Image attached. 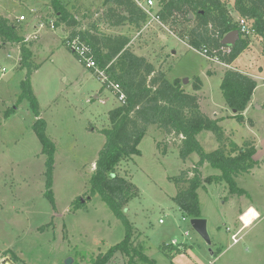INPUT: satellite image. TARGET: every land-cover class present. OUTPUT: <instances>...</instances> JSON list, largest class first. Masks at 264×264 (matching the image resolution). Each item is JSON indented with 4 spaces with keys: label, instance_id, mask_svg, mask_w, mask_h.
Instances as JSON below:
<instances>
[{
    "label": "rangeland",
    "instance_id": "1",
    "mask_svg": "<svg viewBox=\"0 0 264 264\" xmlns=\"http://www.w3.org/2000/svg\"><path fill=\"white\" fill-rule=\"evenodd\" d=\"M24 1L32 4V13L38 14L49 26L50 18L56 16L49 0H46L48 4L43 0H23L22 3ZM12 2L0 0V10H12L15 5ZM62 2L67 7L70 5L87 26L100 23L102 29L105 24L101 22V16L110 4L109 0ZM223 2L232 19L241 16L234 9V0ZM31 6L16 8L28 12ZM178 16H171L165 22L148 19L140 35L127 26L105 28L104 32H124L133 37L131 49L136 54L146 57L157 70L166 72L170 81L180 78L184 89L189 92L195 79L204 77L206 68L213 62L188 44L185 35L194 22L184 21L185 13ZM28 18L22 20L25 21L23 26L31 30L33 25L26 22ZM87 26L83 25L82 28ZM68 28L65 24L60 25L56 28L58 32L51 33L45 29L40 35H43V41L39 37L32 46L36 54L33 60L38 64L32 75V87L42 117L48 122L46 132L57 147L53 185L55 207L45 197L46 156L42 154L41 142L33 130L36 116L27 99L18 100L26 69L18 66L16 52L10 45L5 47L0 39V262L66 264V260L72 258L71 264H90L92 257L107 251L125 236L122 222L98 195L90 198L84 208L76 210L73 206L78 197L90 196L89 180L96 168L94 162L105 143L101 130L110 125L108 109L113 105L118 106L120 102L111 89L102 90L103 79L87 68L69 48ZM249 38L252 44L247 51L262 54L261 37L255 34ZM12 45L18 46L20 51L19 44ZM9 53L12 55L9 56ZM221 62L213 67H221L223 71L234 70ZM261 63L264 65V60ZM185 77L189 79L187 83H183ZM213 78L216 82L213 79L215 87L212 89L220 99L223 97L221 79L219 75ZM104 90L105 95H100ZM213 92L207 90V95L213 96ZM258 92H264V85ZM201 93L203 98L207 97L206 91ZM98 95L111 99H105V103H102L96 97ZM9 110L13 112L7 114ZM252 114L253 120L248 119L249 125L242 126L236 134L238 143L242 144L244 139L257 134L264 136V105L256 107ZM233 123L239 125L240 122L233 120ZM208 139L204 136L202 143L207 151H211L214 147ZM138 149L140 154L125 159L118 171L123 176L131 177L129 180L137 187V193L126 205L125 212L134 222L137 239L142 241L144 252L153 264H198L196 261L200 264H264V144L257 155L262 162L261 167L236 179L239 186L250 194V197L242 195V201L248 198L261 206L263 217L242 233L240 229L237 238L240 233L242 238L233 245L232 231H227L226 227L239 226V223L235 224L236 215L229 206L239 200L234 198L228 204L232 196H236L229 192L228 184L225 181H204L198 189L201 211L208 220L209 238L213 241L208 244L210 240L193 228L191 218L181 212L173 199L178 187L172 177L180 175L183 169L192 170L199 160L198 154L193 153L184 160L178 150L179 140H173L171 135L157 130L154 125L149 126ZM220 172L209 165L203 167L201 173L206 178ZM188 175L192 176L193 173L189 172ZM252 208L241 213V225H246L243 217L251 213ZM248 231L249 234L244 237L243 233ZM173 239L181 245L186 244V251L168 256L161 245H171ZM217 239L222 241L225 253L220 256L219 252L213 257L210 250H217ZM81 254H84V258ZM116 255L109 264H127L126 255L122 252Z\"/></svg>",
    "mask_w": 264,
    "mask_h": 264
},
{
    "label": "trees",
    "instance_id": "2",
    "mask_svg": "<svg viewBox=\"0 0 264 264\" xmlns=\"http://www.w3.org/2000/svg\"><path fill=\"white\" fill-rule=\"evenodd\" d=\"M109 1L110 4L101 16V22L112 27L129 25L138 31L147 22L148 15L136 0ZM49 4L57 16L55 27L65 24L71 30L70 39L78 36L90 47L96 64L107 76V81L102 83V90L109 88L118 98L120 92H116L109 84L113 82L120 85V91L125 95V103H119L109 111L108 128L101 130L105 135V143L99 151L95 161L96 168L89 180L90 196L78 197L73 204L76 210L84 208L90 198L98 195L125 228L124 238L107 251L92 257L90 264H108L117 252H122L128 257L127 264H153L142 245L134 243L135 227L125 212L126 205L137 193V187L129 180L131 177L123 176L118 171V167L125 159L140 154L138 144L149 126L154 125L164 134L171 135L173 140H179V152L184 160L193 153L199 156L192 170H184L180 175L172 177L178 187L174 202L181 212L191 219L203 217L198 189L204 181L208 183L225 181L231 194L248 195V191L239 186L236 178L256 167L258 161L254 156L257 147L249 139L244 140L242 145L230 140L220 125L221 118L213 119L206 115L201 110L198 96L186 91L180 78L170 81L166 72L157 70L146 57L136 54L131 49L130 35L106 33L101 29L100 23L90 24L84 29L83 19H78L62 0H49ZM159 7L161 21L165 22L171 16L177 18L180 13H185L184 21L194 22L193 26L187 28L185 37L188 44L198 51L204 46L210 50L219 48L222 45L220 38L238 29L223 0H160ZM234 9L250 20L256 35L261 37L263 43L261 53L264 55V0H234ZM0 39L2 42L20 46V66L26 69V77L21 81L22 92L18 100L27 99L36 116L33 130L41 142V152L46 156L45 197L55 207L53 185L57 147L46 132L47 121L41 116L38 99L32 87V75L38 64L33 60L34 53L29 42L19 33L18 25L2 15ZM250 43L249 36L243 37L241 34L231 53H220L219 59L227 64L232 63ZM74 55L80 60L77 53L74 52ZM90 70L96 74L94 69ZM256 86L257 82L248 75L238 70H226L220 88L228 107L236 110L233 117L237 121H244L243 113ZM193 87L195 90L201 89L202 81L198 77ZM13 111L9 110L7 114ZM203 131H211L215 135L219 142L218 148L212 151L205 150L198 139V135ZM205 163L219 169L221 174L210 175L204 180L200 168ZM189 172L193 175L189 176ZM186 246L180 243L170 247L162 244L161 249L166 255L172 256L173 251L181 253ZM218 252L220 249L216 251ZM81 256L84 258V254Z\"/></svg>",
    "mask_w": 264,
    "mask_h": 264
},
{
    "label": "crops",
    "instance_id": "3",
    "mask_svg": "<svg viewBox=\"0 0 264 264\" xmlns=\"http://www.w3.org/2000/svg\"><path fill=\"white\" fill-rule=\"evenodd\" d=\"M22 1L23 0H18V2L16 1H14L13 0V2L12 3H14L15 5L13 6L14 8L12 9V10H5V8H3V10L4 11H2V10H0V15H2V16H4V17H6L7 19H9V21L10 22H14V23H16L17 25H18V29H19V33L22 35V36H24L25 37V39H26V41H28L29 42V44H30V47H31V49H32V51H33V53H34V56L36 55L35 54V51H34V48H32V46L36 43V40L40 37V35H41V31H43V30H45V29H47L46 31H48L47 33H51V31L52 32H58L59 30L58 29H56V28H58V26H56V27H54V28H51L50 26H47V22L46 21H44V20H42V19H40V16L38 15V14H36L35 15V13L33 14L32 13V10H33V8H32V4H27V2H23L22 3ZM45 3H47L48 4V0L46 1V0H43ZM24 6V5H27V6H31V8H30V11H28V12H23V11H20L18 8H16V7H19V6ZM50 5V4H49ZM51 6V5H50ZM49 6V7H50ZM50 8H52V7H50ZM68 8L72 11V13H74L77 17L79 16L77 13H75V10L69 5L68 6ZM26 14V15H25ZM21 16H25V19H26V17L28 18L27 20H26V22L28 23V24H30V25H33V27L31 26V30H30V27H27V26H23V24H24V22L25 21H22V20H20V17ZM46 18H48V17H46ZM45 18V19H46ZM78 19H80V18H78ZM51 21H53L54 23H56L57 22V16H55V17H52V18H50V20L48 21V25L51 23ZM82 22H83V25H85V26H87V23H85L83 20H82ZM39 24H44L45 26H46V28H44V27H39ZM61 25H64V24H61ZM105 25V26H104ZM103 25V27H102V30L103 31H105L104 29L105 28H108V29H113V28H118V27H116V26H109L108 24H104ZM124 26H127L128 27V29H133L131 26H129V25H124ZM123 26V27H124ZM48 27H50V28H48ZM60 27V26H59ZM119 27H122V26H119ZM33 28V29H32ZM69 30H70V28H68ZM134 30V29H133ZM141 30H142V28H141ZM141 30H135V31H138V34L140 35L141 34ZM71 31V30H70ZM107 32V31H106ZM108 33V32H107ZM112 33V32H111ZM119 34H124V32H121V33H119ZM31 35H33V37H31ZM61 37V36H60ZM131 38H133V37H131ZM40 41H43V35L40 37ZM2 44L6 47V46H8V45H10L11 46V49H13L15 52H16V59H17V62H18V66H20V51H19V47L17 46V47H15V46H13L12 45V43H5V42H2ZM252 44V42L250 43V45ZM250 45H249V47L246 49V50H244L239 56H238V58L236 59V60H234L233 62H232V64H224V65H226V66H231L232 68H234V70H238V71H240V72H242V73H244V74H246V75H248L249 77H251V78H253L256 82H257V86H256V88H255V90H254V92H253V94H252V97H251V100H250V102H249V104H248V106H247V108H246V110L244 111V121L243 122H240L239 123V125L238 124H234L233 123V120H236L234 117H233V115H235V112H234V110L233 109H231L230 107H228V105L226 104V102H225V100H224V98L223 97H220V99H219V96H217V95H215V93L213 92V87H215V82H216V79L215 78H213V76L214 77H216V75H219V77H220V79H221V81H222V78H223V76H224V74H225V72H226V70L225 71H223V69L221 70V67L220 68H214V67H216V64H217V62H213L210 66H208L207 68H206V70H205V73H207V74H204V72H203V74H204V77H198L201 81H202V87H201V89L200 90H194V88L191 86V91H189L190 93H193V94H198V95H200L201 96V94H203V93H201V92H205L206 91V95L208 94L207 93V90H212V92L214 93V95L213 96H210V95H207V97H209V98H207V97H205V98H203L202 96L199 98L200 99V102H199V104H201V106H202V108H201V110L206 114V115H208L210 118H213V119H216V118H221V121H220V125H222V127L224 128V130H225V133H226V136L230 139V140H233V141H235L237 144H239V145H242L241 143H238L237 141H236V134L239 132V130H240V128L242 127V126H246V125H249L248 124V119H252L253 120V118H252V111L254 110V109H256V107H263V105H264V92H258V90H259V88L262 86V85H264V65L261 63V62H263V60H264V55L263 54H260V53H258L257 51L256 52H254V54H251L250 52H248L247 50L250 48ZM193 48V47H192ZM253 53V52H252ZM12 54L11 53H9V56H11ZM258 59V60H257ZM215 65V66H214ZM17 66V67H18ZM214 66V67H213ZM237 67V68H236ZM213 68V69H212ZM210 70H213V72H211ZM216 70V71H215ZM2 71H5V68H2ZM95 74V73H94ZM96 75V74H95ZM213 79L215 80V82H213ZM101 84H102V82H101ZM221 84V83H220ZM214 85V86H213ZM213 93H211V94H213ZM100 95H105V90L100 94ZM100 95H98V96H96L97 98H100V101L102 102V103H105V99H111V98H108V97H106V98H101V96ZM223 96V95H222ZM210 99V100H209ZM115 106L113 105V106H111L109 109H108V113H109V111L111 110V109H113ZM41 116H42V114H41ZM45 119V118H44ZM46 120V119H45ZM47 121V120H46ZM239 122V121H238ZM252 125V127L254 126L253 124H251ZM47 127H48V122H47ZM255 127V126H254ZM158 130V129H157ZM160 131V130H159ZM204 136H206V138L207 137H209V139H210V141H208V142H211L212 143V147H214L212 150H214V149H216V148H218V146H219V142L217 141V139H216V137H215V135L211 132V131H203L202 133H200L199 135H198V139H199V141L201 142V144L203 145V143H202V139H203V137ZM208 139V140H209ZM246 139H249V140H252L254 143H255V145H256V147H257V153L255 154V156H254V158H255V160L256 161H258V164L256 165V167L255 168H259V167H261V164H262V162L261 161H259L258 160V157H257V155L259 154V152H260V148H261V145L262 144H264V136L262 135V134H257V135H254V136H250V137H248V138H246ZM246 139H244V140H246ZM243 140V141H244ZM242 141V142H243ZM204 147V146H203ZM205 148V147H204ZM179 150V149H178ZM206 150V149H205ZM211 150V151H212ZM198 158H199V156H198ZM196 160H198V159H196ZM195 160V161H196ZM261 162V163H260ZM95 163V162H94ZM210 164L209 163H205V165L203 166V167H205V166H209ZM203 167H201L200 168V170H201V172H202V170H203ZM254 168V169H255ZM254 169H252L251 170V172H249V174L250 173H252L253 172V170ZM183 170H185V169H183ZM219 174H221V172L220 173H213V174H211V175H219ZM244 174H248V173H244ZM241 175V174H240ZM240 175H238V177L237 178H239V176ZM203 179H206V178H204V177H202ZM236 178V179H237ZM247 190V189H246ZM248 191V190H247ZM175 196V195H174ZM248 196L250 197V194H249V191H248ZM242 197L243 196H238V195H236V196H232V199H231V202H229L228 204H230V203H232V201L234 200V198H238V200H239V202L238 203H236V204H233V205H229L230 206V210L231 211H233V213L236 215L234 218H235V224L236 223H239V226H238V228H236V225H234V226H230V225H228L227 227H226V230H227V228H229V230H227V231H232V233H231V235L232 234H234V233H236L239 229H242L241 230V233H242V231L245 229V228H250V227H252L253 225H255V223L260 219V218H262L263 217V215H262V208H261V206H259L257 203H254V202H251V199H248V198H246L245 200H243L242 201ZM174 198V197H173ZM251 207H253V208H255L256 210H257V212H258V214H259V218L258 219H256L250 226H246L245 224L243 225H241L240 224V222L242 221H240V219H239V217L241 216V213H243L244 211H246L247 209H249V208H251ZM203 215V214H202ZM203 218H205V216L203 217ZM206 219V218H205ZM131 220V219H130ZM192 220V219H191ZM132 221V220H131ZM133 222V221H132ZM206 225L208 226V220L206 219ZM242 223V222H241ZM133 224H134V222H133ZM135 227V226H134ZM207 231H208V228H207ZM138 232V231H137ZM139 233V232H138ZM241 233H240V237L238 238V241L237 242H233L232 243V245L233 244H236V243H239L240 242V240H241V238H242V236H241ZM209 234V233H208ZM249 234V231L247 232V233H243V236L244 237H246L247 235ZM137 233L135 232L134 233V243L135 244H137V240H138V242H139V244H141L142 243V241H140L139 239H137L138 237H137ZM195 242H197V243H199L198 242V240H196ZM212 239H210V241H209V243L208 244H212ZM200 244V243H199ZM167 246H171V245H167ZM181 247H183V246H181ZM215 247L217 248V250L218 249H220V253H219V255L220 256H224V250H223V243H222V241H220V240H218L217 239V243L215 242ZM212 251H213V257L214 256H216L217 255V253H216V251L217 250H213V249H211ZM184 251H186V249L185 250H183V252ZM119 252H117L116 254H118ZM115 254V255H116ZM146 254V253H145ZM175 254H176V252L175 251H173L172 252V255H174L175 256ZM121 255V254H120ZM147 255V254H146ZM117 256V255H116ZM148 256V255H147ZM203 257V256H202ZM199 259V258H198ZM111 262V261H110ZM198 264H200L198 261H196ZM109 264V263H108Z\"/></svg>",
    "mask_w": 264,
    "mask_h": 264
},
{
    "label": "built area",
    "instance_id": "4",
    "mask_svg": "<svg viewBox=\"0 0 264 264\" xmlns=\"http://www.w3.org/2000/svg\"><path fill=\"white\" fill-rule=\"evenodd\" d=\"M139 6L147 13L148 19H153L157 22H162L160 17V7H159V1L160 0H136ZM157 8H156V7ZM20 20H25V16H21ZM149 20H147L148 22ZM146 22V23H147ZM233 23H235L238 27V31L240 35L242 34L243 37L253 36L256 34L255 28L252 26V24L249 22V19L243 16H238L236 19L233 18ZM45 26L44 24H39V27ZM51 28L55 27V23L51 21L49 24ZM223 37L220 38V42L222 44ZM69 48L78 54L80 57V61L83 62L87 68H92L95 70L96 75L101 77L103 79V82L107 81V76L105 72L98 67L96 64V61L94 57L91 54L90 47L80 39V37H74L72 39H69ZM233 48L232 44H222L219 48H215L213 50H210L208 47L204 46L199 52L207 57L212 62H221V59H219V54H229L231 53ZM222 63V62H221ZM110 86L116 91L120 92L118 96V100L120 103H125V95L120 91V85L110 82ZM245 212V211H244ZM243 212V213H244ZM240 220H242V215L240 216ZM162 222V220H161ZM229 230V228H228ZM240 230V229H239ZM238 230V231H239ZM238 231L234 234H232L233 242L238 241ZM171 245H179V242L176 239H173L170 243Z\"/></svg>",
    "mask_w": 264,
    "mask_h": 264
},
{
    "label": "water",
    "instance_id": "5",
    "mask_svg": "<svg viewBox=\"0 0 264 264\" xmlns=\"http://www.w3.org/2000/svg\"><path fill=\"white\" fill-rule=\"evenodd\" d=\"M190 16L192 17V13L190 14ZM240 38V33L237 29L230 31L229 33H227L223 39H222V44L226 45V44H232L235 45L237 40ZM189 81V79L187 77H185L183 79V83H187ZM234 112L236 113V110H234ZM193 228L203 237H205L208 241L210 240L209 238V234L207 231V223H206V219L201 217V218H192L191 220ZM211 251V255H213V251ZM5 260H3L2 262H0V264H5ZM72 263V258H68L66 260V264H71Z\"/></svg>",
    "mask_w": 264,
    "mask_h": 264
},
{
    "label": "bare ground",
    "instance_id": "6",
    "mask_svg": "<svg viewBox=\"0 0 264 264\" xmlns=\"http://www.w3.org/2000/svg\"><path fill=\"white\" fill-rule=\"evenodd\" d=\"M257 217H259L257 210L255 208H252L251 213H248L243 218L246 220V225H249ZM5 261H6L5 264H12L10 260H5Z\"/></svg>",
    "mask_w": 264,
    "mask_h": 264
},
{
    "label": "clouds",
    "instance_id": "7",
    "mask_svg": "<svg viewBox=\"0 0 264 264\" xmlns=\"http://www.w3.org/2000/svg\"><path fill=\"white\" fill-rule=\"evenodd\" d=\"M243 222V221H242Z\"/></svg>",
    "mask_w": 264,
    "mask_h": 264
}]
</instances>
